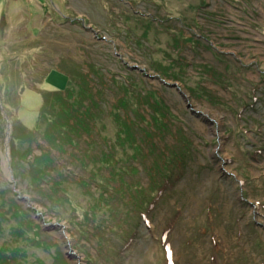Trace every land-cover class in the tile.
<instances>
[{
  "label": "rangeland",
  "instance_id": "rangeland-1",
  "mask_svg": "<svg viewBox=\"0 0 264 264\" xmlns=\"http://www.w3.org/2000/svg\"><path fill=\"white\" fill-rule=\"evenodd\" d=\"M69 2L0 0V256L264 264V0ZM121 57L178 83L189 101ZM72 64L95 78L104 109L120 108L99 120L89 147L86 138L53 151V175L67 177L40 190L23 160L47 144L15 140L12 179L6 115L11 140L15 118L36 129L42 93L65 90ZM101 150L115 151L112 170L85 158Z\"/></svg>",
  "mask_w": 264,
  "mask_h": 264
},
{
  "label": "trees",
  "instance_id": "trees-1",
  "mask_svg": "<svg viewBox=\"0 0 264 264\" xmlns=\"http://www.w3.org/2000/svg\"><path fill=\"white\" fill-rule=\"evenodd\" d=\"M66 61L68 62L69 60L67 59ZM72 65L69 67L67 66L68 69L65 71L70 76L69 85L65 90L42 93L43 103L39 110L36 129H28L24 127L21 129L19 125L22 126V124L18 121V119L15 118L13 120L11 155L14 163L18 161L15 140L19 138H26L32 143H38V139H36L38 136L47 144V149H41L39 155H34L31 159L29 157L27 160H23L27 163L25 166L26 168H24V172L29 175V181L31 180L30 185L35 186L40 190L46 189L44 184H48L47 186L49 190H53L54 188L56 189V187L60 188V179L64 180L67 177L57 174V178H60L57 179L56 176L53 175V173L57 170L56 166L58 164L57 160L54 158L53 151L66 153L68 151L67 148H75L79 140L86 138V144L89 147L93 138L100 132L98 127L99 120L115 114L112 106L115 108L118 107L117 109L120 108L118 105L119 101H117L115 104L110 105V110L104 109L102 106L104 102L103 97H99L101 92H94L93 87L89 86L91 81L95 78L90 77L89 71L88 73H84L79 70L78 66L75 64L73 66ZM74 66L76 69L72 68ZM112 80H114V82L117 81L114 76H112ZM76 85L78 86V90L75 87ZM94 86L97 90V85L95 84ZM130 86L131 85H127L128 88H130ZM105 90L106 88H104V92ZM14 117L15 116H13V118ZM19 129L21 130L19 131ZM83 136H85V138ZM38 146L42 147L41 145ZM88 151L85 156L86 159L89 157V160L94 158L93 161H101L105 163L110 170L114 168V164H112L114 161L112 157L113 155H111V153H115L114 150H110L108 152L101 150V155L97 154L93 157V154L88 155ZM103 151L105 152L103 153ZM170 153L171 152H169V154ZM102 156L103 158H101ZM74 159L77 162L80 161L79 158ZM178 162H181V159H179ZM110 174H112V171H110ZM53 193L54 192H52V194ZM0 258V264H16L12 262V258H8L4 256V254L0 256Z\"/></svg>",
  "mask_w": 264,
  "mask_h": 264
},
{
  "label": "water",
  "instance_id": "water-1",
  "mask_svg": "<svg viewBox=\"0 0 264 264\" xmlns=\"http://www.w3.org/2000/svg\"><path fill=\"white\" fill-rule=\"evenodd\" d=\"M84 28H86L88 31H91L92 33H94L96 36H99L97 35L98 34V30H96L92 25H87V26H84ZM115 52L117 54V56H119L120 54L117 52V50L115 49ZM121 61L125 64H127V66L130 68V69H136L140 72H143L145 73L146 76H149L150 78H159L161 80V82H163L164 84L170 86V87H174L176 88L177 91H179V93L183 96V98L186 100V101H189V96L186 94V92L179 86L178 83H170V82H167L165 79L161 78L160 76L158 75H153V74H149L146 72V69L139 66L138 64H129L127 61H125L122 57H121ZM0 105L2 106V102L0 101ZM190 105V104H189ZM7 117V120H8V128H7V131H6V134H7V140H6V144H5V148H6V165H7V169L11 175V178L13 179V169L11 167V164H10V148H11V133H12V123L11 121L9 120V115H6Z\"/></svg>",
  "mask_w": 264,
  "mask_h": 264
},
{
  "label": "crops",
  "instance_id": "crops-1",
  "mask_svg": "<svg viewBox=\"0 0 264 264\" xmlns=\"http://www.w3.org/2000/svg\"><path fill=\"white\" fill-rule=\"evenodd\" d=\"M69 1H70V0H67V3H66L67 5H66V6H67L68 8H70V9H73V7H72V5L70 4ZM50 3H51V6H52V7H54V8L57 7V4L55 5V4H54V1H51ZM47 5L49 6L48 3H47ZM50 20H52V19L50 18ZM66 20H67V19H63L62 22L66 21ZM59 23H61V22H59ZM12 47H14L13 44H11V45H10V48L8 47V49H11ZM15 49H16V47H15Z\"/></svg>",
  "mask_w": 264,
  "mask_h": 264
}]
</instances>
